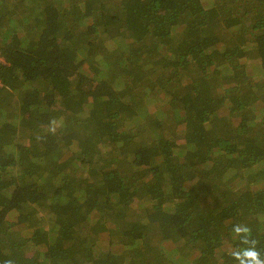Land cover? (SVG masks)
<instances>
[{
	"label": "trees",
	"instance_id": "16d2710c",
	"mask_svg": "<svg viewBox=\"0 0 264 264\" xmlns=\"http://www.w3.org/2000/svg\"><path fill=\"white\" fill-rule=\"evenodd\" d=\"M0 55V264L264 262V0H0Z\"/></svg>",
	"mask_w": 264,
	"mask_h": 264
},
{
	"label": "clouds",
	"instance_id": "9594fccd",
	"mask_svg": "<svg viewBox=\"0 0 264 264\" xmlns=\"http://www.w3.org/2000/svg\"><path fill=\"white\" fill-rule=\"evenodd\" d=\"M255 243V241H254ZM247 255L254 261V264H264L258 257L259 253L257 251H252L247 253ZM6 264H11V261L6 262Z\"/></svg>",
	"mask_w": 264,
	"mask_h": 264
},
{
	"label": "rangeland",
	"instance_id": "374dc122",
	"mask_svg": "<svg viewBox=\"0 0 264 264\" xmlns=\"http://www.w3.org/2000/svg\"><path fill=\"white\" fill-rule=\"evenodd\" d=\"M249 61H251V60H249ZM249 61H248V62H249ZM252 61H253V60H252ZM250 65H252V66H253V65L256 66L255 62L250 63ZM250 72H251V71H250ZM252 73H253V72H251V74H252ZM255 73H256V72H255ZM254 76H255V79H256V80L260 79V76H258L257 74H254ZM176 130H177V128L175 129V131H176Z\"/></svg>",
	"mask_w": 264,
	"mask_h": 264
},
{
	"label": "built area",
	"instance_id": "2783aa9c",
	"mask_svg": "<svg viewBox=\"0 0 264 264\" xmlns=\"http://www.w3.org/2000/svg\"><path fill=\"white\" fill-rule=\"evenodd\" d=\"M0 63L5 64V60L1 55H0ZM2 86H3V84L0 81V87H2Z\"/></svg>",
	"mask_w": 264,
	"mask_h": 264
}]
</instances>
